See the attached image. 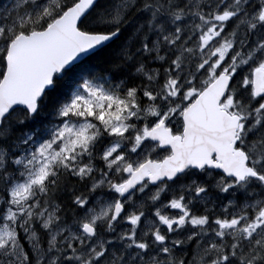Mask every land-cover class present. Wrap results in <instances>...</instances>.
<instances>
[{
	"label": "snow or ice",
	"instance_id": "6c2138e0",
	"mask_svg": "<svg viewBox=\"0 0 264 264\" xmlns=\"http://www.w3.org/2000/svg\"><path fill=\"white\" fill-rule=\"evenodd\" d=\"M0 264H264V0H0Z\"/></svg>",
	"mask_w": 264,
	"mask_h": 264
}]
</instances>
